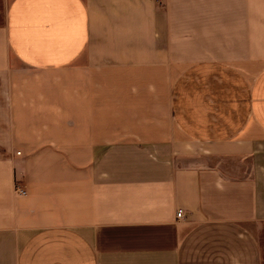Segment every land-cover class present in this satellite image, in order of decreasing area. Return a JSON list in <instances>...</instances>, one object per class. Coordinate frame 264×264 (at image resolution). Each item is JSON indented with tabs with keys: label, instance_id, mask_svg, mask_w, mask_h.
I'll list each match as a JSON object with an SVG mask.
<instances>
[{
	"label": "crops",
	"instance_id": "1",
	"mask_svg": "<svg viewBox=\"0 0 264 264\" xmlns=\"http://www.w3.org/2000/svg\"><path fill=\"white\" fill-rule=\"evenodd\" d=\"M0 264H264V0H0Z\"/></svg>",
	"mask_w": 264,
	"mask_h": 264
},
{
	"label": "built area",
	"instance_id": "2",
	"mask_svg": "<svg viewBox=\"0 0 264 264\" xmlns=\"http://www.w3.org/2000/svg\"><path fill=\"white\" fill-rule=\"evenodd\" d=\"M20 192H22V191H20ZM182 217H183V214H182L181 211H179V212L177 213V219L180 220Z\"/></svg>",
	"mask_w": 264,
	"mask_h": 264
}]
</instances>
